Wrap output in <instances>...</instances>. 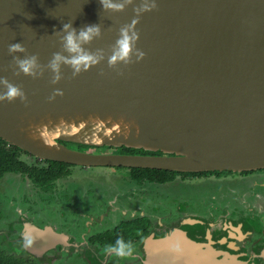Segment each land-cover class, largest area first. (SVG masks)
I'll return each instance as SVG.
<instances>
[{
  "label": "water",
  "instance_id": "1",
  "mask_svg": "<svg viewBox=\"0 0 264 264\" xmlns=\"http://www.w3.org/2000/svg\"><path fill=\"white\" fill-rule=\"evenodd\" d=\"M140 2L128 0L113 11L100 0H0V92L12 83L25 94L23 101L0 102V140L38 160L78 166L179 173L264 168V0H155V8L137 14ZM65 23L74 29L98 25L99 36L81 47L102 59L78 74L61 64L52 83V53L71 55L63 47ZM121 28L138 39L127 64L109 66ZM17 42L24 51L9 54ZM137 50L144 53L138 61ZM31 54L39 62L34 77L13 60ZM53 89L62 94L49 100ZM60 142L161 155L88 154ZM232 240L214 242L209 234L198 244L177 232L163 239L152 233L136 261H264L239 253ZM56 241L45 243L52 248ZM88 250L97 257L87 259L90 264H106L115 255Z\"/></svg>",
  "mask_w": 264,
  "mask_h": 264
},
{
  "label": "flooded vegetation",
  "instance_id": "2",
  "mask_svg": "<svg viewBox=\"0 0 264 264\" xmlns=\"http://www.w3.org/2000/svg\"><path fill=\"white\" fill-rule=\"evenodd\" d=\"M60 143L88 154L161 155ZM21 159L28 170L0 178L1 254L30 264H90L87 259L97 257L88 248L106 249L119 237L131 243L132 251L114 255L106 264H139L150 234L163 239L177 232L198 244L207 242L209 234L211 241L229 242L233 233L239 253L264 256V168L175 172L158 181L140 172L135 178L131 169L137 168L63 163L65 173L52 178L48 161L25 154ZM34 171L43 178L36 180L30 175ZM229 228L233 232L227 233ZM25 237L31 242L26 244ZM56 239L65 245L56 241L47 247L45 242Z\"/></svg>",
  "mask_w": 264,
  "mask_h": 264
},
{
  "label": "clouds",
  "instance_id": "3",
  "mask_svg": "<svg viewBox=\"0 0 264 264\" xmlns=\"http://www.w3.org/2000/svg\"><path fill=\"white\" fill-rule=\"evenodd\" d=\"M101 7L111 9L113 11H120L128 3V0H100ZM155 0H141L138 8L135 10L137 14L149 11L155 8ZM30 18V16L28 17ZM64 30L63 47L66 52L70 53L69 56L61 55L59 52L52 53L50 59L47 62V66L53 73L52 83H55L59 79V69L61 64L69 65L73 71V74H78L81 70H87L90 65L97 63L101 56L94 55L84 50L81 47L82 43H86L93 37L99 36L100 29L96 24L84 25L80 29H74L70 23H65L61 26ZM138 39V33L132 32L129 35L127 28L120 29V36L115 42V49L111 56L108 57V65L112 66L115 62L128 63L129 53L132 51L135 41ZM9 54L16 52H23V46L17 42L12 43L7 49ZM143 52L136 51V60L142 58ZM13 60L16 62L18 70L29 76H36L34 71L38 67L39 62L35 54L27 55L23 58L13 56ZM59 89H53L52 94L48 97L49 100L53 99L57 95H61ZM23 101L25 99L24 91L16 84L8 83L6 89L0 92V102L7 100L11 102L15 99ZM25 243H30V239L25 237ZM106 251L114 253L117 256H127L132 251L130 242L124 241L122 238H117L113 245H109Z\"/></svg>",
  "mask_w": 264,
  "mask_h": 264
},
{
  "label": "trees",
  "instance_id": "4",
  "mask_svg": "<svg viewBox=\"0 0 264 264\" xmlns=\"http://www.w3.org/2000/svg\"><path fill=\"white\" fill-rule=\"evenodd\" d=\"M122 149L128 152L141 151V150L127 149L124 147H122ZM143 153L150 154L148 152H143ZM22 154L29 155L26 152L14 146H8L5 142L0 140V178L5 173L24 172L28 170L27 163L21 159ZM48 163L51 166V168H49V170H51L50 171L51 173L48 177L52 176V178H55L57 176H60L63 172L65 173V170L61 169V166L65 164L59 162H49V161ZM131 170L135 178H136V174L140 172L148 180L157 179L158 181H163L171 174L175 173L169 171H157V170H149V169H131ZM158 173L159 176L157 175ZM30 175L34 176L36 180H38L39 178H43L42 175H36V172L35 174L31 173ZM0 264H30V263L28 261L22 260V258L14 257L13 255H7V254L4 255L0 253Z\"/></svg>",
  "mask_w": 264,
  "mask_h": 264
},
{
  "label": "rangeland",
  "instance_id": "5",
  "mask_svg": "<svg viewBox=\"0 0 264 264\" xmlns=\"http://www.w3.org/2000/svg\"><path fill=\"white\" fill-rule=\"evenodd\" d=\"M101 176V175H100ZM12 208V207H11Z\"/></svg>",
  "mask_w": 264,
  "mask_h": 264
}]
</instances>
